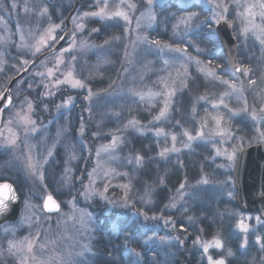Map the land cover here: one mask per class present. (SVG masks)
Here are the masks:
<instances>
[{"label":"rangeland","instance_id":"obj_1","mask_svg":"<svg viewBox=\"0 0 264 264\" xmlns=\"http://www.w3.org/2000/svg\"><path fill=\"white\" fill-rule=\"evenodd\" d=\"M219 2L153 0L149 5L147 0L80 1V7L70 19L75 36L71 35L61 49L69 51L61 53L60 50L40 62L25 79L17 83L12 94L16 101L2 115L0 179L8 177L16 182L23 209L16 224L0 228V264H22L25 256L28 257L26 264H38V261L44 264L87 262L92 255V242L100 232L99 225L113 214L118 219H125L131 205L136 206L135 202L142 213L137 215L132 212L131 217L147 222L144 210L152 204L153 190L145 187L136 191L130 204L125 193L111 192L110 189L115 168L123 165L132 166L135 171L143 168L145 160L137 163V156L144 158L147 155L154 162L166 163L185 154L200 152L199 149L209 152V159L205 162L210 166L211 173L205 175L201 166L198 178L185 182L182 189L178 187L167 207V216L176 214L184 199L187 200L199 190L221 192L223 198L233 199L236 203L232 176L238 155L244 147L264 142L259 137V133L264 132V119H261L264 113L260 112L264 107V43L261 42L264 33L259 29L252 30L251 16L238 15L245 12L247 5H258V0H224L228 5L225 20L230 22L238 41L239 63L251 71L245 75V68L242 67L241 72L237 73L227 66L220 67L217 61L214 67L210 66L205 58H213L214 54L222 51L215 31L218 25L215 14L222 11L216 7ZM44 3L42 0H0V94L6 90L11 72H21L29 62L55 46L66 32L68 17L58 19V10L74 9L76 0H53L52 7ZM129 3H134L136 7L129 9ZM13 4L16 7H12ZM101 8L108 13L126 11L131 23L121 17L108 19L84 15ZM52 10L57 11L58 15H53ZM259 11L258 6L253 9V12ZM193 12L198 15L187 20ZM149 14L154 15L155 19L149 21ZM255 23L264 26V19L257 15ZM108 24L121 28L123 32L124 39H119L120 42L116 40V45H113L115 50L111 45H104L105 36L100 35L101 25ZM55 25L60 27L52 33L57 37L53 43L45 34ZM77 25H82V28ZM245 27L250 29L247 33L243 31ZM160 29L166 36L169 34L171 42L154 45L151 37L156 36ZM42 36L48 43L41 45V52L33 55V45ZM165 44L171 47H164ZM177 47L184 51H175ZM110 53L119 54L121 70L106 88H92L86 81V75L93 68L85 66L80 71L79 64L96 57L103 66L109 63L107 54ZM144 53L148 54V58L158 59V69L151 58L149 62L152 66L133 75L135 71L132 68L138 57L145 56ZM25 60L27 64L23 63ZM49 69L52 70L50 76ZM213 70L215 76L209 75V71ZM69 72L71 79L81 81L84 87H73L71 83L56 84L57 80L65 81ZM193 77L211 82L218 91L205 99H195L193 117L187 127L171 119L170 107L174 96L185 91L187 86L184 84L187 85ZM250 79L255 80L256 84L250 85ZM225 80L234 83L237 90L222 82ZM89 89L93 94L90 100L87 99ZM170 92L174 94L169 96ZM225 92L229 95L224 96V104H220L219 100ZM141 96L144 98L141 99ZM25 97L33 103L31 112H28L26 105L22 106ZM66 101V106L57 107ZM165 101L169 102L167 115L155 121L154 117L164 107ZM245 107L247 111H243ZM200 108L206 110L201 116ZM253 111L257 114L255 120L252 118ZM18 112L21 115L27 113L35 121V131L26 132L25 129H31L33 125L22 123L16 116ZM213 117H222L219 125ZM108 119L115 122L112 132L107 131ZM130 121L137 123L131 124ZM157 129H163V134L157 135ZM186 131L195 139L189 141L184 135ZM201 132L203 135H198ZM173 135L176 136L175 147L179 151L161 156L160 152L165 147H172ZM13 136L16 138L15 146L8 145L7 141ZM114 136L118 138L115 146L105 151V146L112 144ZM185 144L189 147H184ZM29 155L37 165L35 174L27 167ZM229 156L233 158L229 159ZM204 180L208 182L203 183ZM48 195L58 199L62 206L56 215H48L43 210ZM149 228L144 224L142 233L149 232ZM172 228L169 219H162L160 225L145 235L143 242L149 247L166 246L173 239ZM237 229L243 248L247 246L250 236L259 237V242L257 238L256 242L262 244L264 220L259 215L245 214L239 210ZM10 241L19 249L16 255L8 252ZM29 242L33 244L31 253L27 251ZM215 242L202 244V248L209 245L207 253L210 250L220 251L223 245L218 248ZM33 256L36 259H32Z\"/></svg>","mask_w":264,"mask_h":264},{"label":"trees","instance_id":"obj_2","mask_svg":"<svg viewBox=\"0 0 264 264\" xmlns=\"http://www.w3.org/2000/svg\"><path fill=\"white\" fill-rule=\"evenodd\" d=\"M80 1L82 3L83 0ZM72 10H58V19L68 17ZM91 27L93 28L94 25L91 24ZM99 29L100 35L104 34L103 39L108 41L104 45L107 44V47L111 45L115 50L113 45H116V40L120 42L119 39L124 37L122 29L110 24L101 25ZM161 32L160 29L156 36L152 35L151 41L159 40L161 44L169 43L171 40L169 34L166 36V33ZM144 55L136 60L132 68L135 71L133 75L144 72L148 66H152L149 62L151 58L154 60V67L158 69V59L148 58V54L145 53ZM107 57L109 63L103 66L96 57H91L86 62L83 60L79 64L80 71L85 66L93 68L86 75V81L92 88H106L113 83L121 70L122 62L119 54L110 53ZM205 61L212 67L216 65V61L221 65L220 67H229L223 51L214 54L213 58L211 56L205 58ZM240 66L245 68L243 63ZM16 75L14 72L10 73L11 78ZM216 90L218 91V88L211 82L193 77L188 81L186 90L174 96L172 107H170L171 119L189 127L195 99L211 96ZM203 113H206V110L200 108L199 115ZM114 123L110 119L106 121L107 131L115 130ZM199 150L200 152L185 154L182 158L166 163L154 162L151 157L145 155L144 166L139 171L125 165L115 168V175L110 183L111 192L125 193L130 204L136 191L145 187L153 190L152 204L144 210L147 222L131 217L132 212L137 215L142 213L137 202H135L136 206L131 205L130 211L126 212L125 219H118L116 214L107 217L104 223L99 225L100 232L97 234V239L92 242L91 258L87 262L82 261L78 264H209V257L213 260L224 259L226 264H264V247H262L264 236L262 244H257V237L250 236L247 246L243 248L241 234L237 229L239 209L233 199L223 198L221 192L209 193L208 190L194 192L187 200L184 199L176 214L167 216V207L175 196V190L181 184L198 178L201 166L204 168L205 175L208 176L211 173L210 166L205 162L209 159V152L205 149ZM151 155L154 156L153 153ZM2 179L18 188L11 178ZM125 185L128 187L125 188ZM162 219L171 221L173 239L166 246L149 247L143 242L145 235L152 232L155 226L160 225ZM144 224L150 227L147 233H142ZM214 240L221 241L222 249L205 252L202 244ZM229 251L231 255H228Z\"/></svg>","mask_w":264,"mask_h":264},{"label":"water","instance_id":"obj_3","mask_svg":"<svg viewBox=\"0 0 264 264\" xmlns=\"http://www.w3.org/2000/svg\"><path fill=\"white\" fill-rule=\"evenodd\" d=\"M42 1L48 3L52 2V0ZM79 6L80 0H76L74 9L70 13L68 19H66L67 31L62 36L64 38L58 40L54 48L45 51L43 54L29 62L28 66L19 72L18 75L8 84L6 90L2 94V97H0V125L3 117L2 115L12 104L11 103L9 105L7 102V97L9 95L11 96L13 102V96L11 93L16 82L25 78L40 62L44 60L46 61L47 58L58 53L64 47L65 42H67V40L71 37L73 27L70 19H72ZM215 31L228 66L231 70L235 71L236 68H240L237 53L239 51V46L230 22L227 20L220 21L216 26ZM232 177L236 191V205L238 209L245 214H257L262 220H264V142L248 147L238 155ZM3 184H10V182H5ZM10 185L14 189L16 199L6 200L5 203L7 204V207L0 209V227L6 224L13 225L17 223L22 214L23 202L21 198H19L20 196L16 191V188H14V185ZM5 192H7L6 189H0V195ZM52 197L59 205V209L49 211L45 208L44 204L47 199L46 197L43 203V210L48 215H56L62 209L60 202L54 196Z\"/></svg>","mask_w":264,"mask_h":264},{"label":"snow or ice","instance_id":"obj_4","mask_svg":"<svg viewBox=\"0 0 264 264\" xmlns=\"http://www.w3.org/2000/svg\"><path fill=\"white\" fill-rule=\"evenodd\" d=\"M147 2H148L149 5H151L152 2H153V0H147ZM209 2H212V0H209ZM257 6L259 7L260 11L258 13L253 12V9L256 8ZM12 7H16V5L13 4ZM106 7H107V3H105V8ZM127 7L129 9H134L136 7V5L134 3H129V4H127ZM216 7L222 10L221 12H218V13L215 14L216 17H218L217 23H219L221 20H225L226 19V16L224 15V13H227V11H228V5L224 3V0H220V2L218 4H216ZM25 10L27 11V9H25ZM44 11L46 12L47 9H44ZM84 15L85 16H100L102 18L107 17L108 19H112L113 17H121L125 21H127L128 23H131L128 13L126 11H123V10H117V11L108 13V12H105V9L104 8H101L99 11L90 12V13H84ZM197 15L198 14L195 13V12L190 13L189 16L187 17V20H191L193 17H196ZM238 15L251 16L252 17V20L250 21V23H251L252 30L259 29L261 33H264V26H261V25H258V24L255 23V18H256L257 15H259L262 19H264V0H258V5L257 4L247 5L246 8H245V12L244 13H238ZM147 18L149 19V21H152V20L155 19V16L152 15V14H149ZM0 21H2V18H0ZM137 26H139V20H137ZM59 27H60V25H55L53 27H50L47 30V33L45 34L48 37V40L52 41L53 43H55L57 41V37L55 35H53L52 33L54 32V29L55 28H59ZM77 27L78 28H82V25H77ZM249 30L250 29L248 27H245V29L243 31H244V33H247ZM93 31H98V30L97 29H93ZM72 35L75 36V33H72ZM63 38L64 37L61 36L59 39H63ZM257 38L259 39L260 37H257ZM143 39L144 40H147V37H144ZM48 40H45L44 36H42L40 38V40L37 41L35 45H33V47L35 49V51L33 52V55H35L36 53L41 52V45L47 44L48 43ZM261 42L264 43V40H262ZM73 43H74V41H73ZM105 43H108V41H105ZM151 43L154 44V45H160L161 44V41H159V40H153V41H151ZM163 46L164 47H171L170 45H167V44H165ZM174 50L175 51H178V52L184 51V49H180L178 47L176 49H174ZM66 51H69V49H63V50H61V53L66 52ZM73 59H75V57H73ZM58 62H62V61H59L58 60ZM23 63L24 64H27L28 61L25 60V61H23ZM166 63H167V61H166ZM197 63L199 64V61H197ZM201 71H203V69H201ZM240 71H241L240 68H236L235 69V72H240ZM243 71H244V74L245 75H248V73L251 71V69L250 68H245V69H243ZM208 74L215 76L214 70L213 71H209ZM38 75L43 76L44 73H38ZM48 75L49 76L52 75V70L51 69L48 70ZM71 75H72L71 72H69L68 73V78H66L65 81H59V80H57L56 81V84L58 85L60 83H71L73 87H84V84L81 81H79V80H72L71 79ZM222 82L225 83V84H228L229 87L232 90H237L236 89V85L234 83H229V81H227V80L222 81ZM183 83L184 82L182 81V84ZM249 84L250 85H255L256 84V81L250 79L249 80ZM184 86H187V85L184 84ZM28 87L31 88L32 85L29 84ZM47 94L48 93H46V95ZM173 94H174V92L168 93L169 96H171ZM92 95L93 94H92L91 90L89 89V96L87 97V99L90 100L91 97H92ZM152 95H158V93L157 94H152ZM227 95H229V93H227V92H225V93L222 94V96H221V98L219 100V103L220 104H224L223 97L224 96H227ZM0 97H2V94H0ZM143 98L144 97L141 96V99H143ZM200 99H205V97H200ZM7 102H8L9 105L12 103V99H11V96L10 95L7 97ZM67 103H68V101H66L64 105H58L57 107L59 108V107H62V106H66ZM23 105H26L27 106L28 112H31L33 110V103L30 100H28L27 97H25V100L22 101V106ZM215 106L216 105H213V107H215ZM224 106L227 107L226 104ZM46 107H47V105H45V108ZM168 108H169V102L168 101H165L164 107L161 108L159 114L154 117V120L155 121H160L161 118H165L166 115H167ZM243 111H247V108L245 107L243 109ZM260 112L261 113H264V107H261ZM16 116L25 125H33V127L31 129L26 128L25 129L26 132L29 131V130L30 131H35L36 130L35 127H34L35 121L31 120L27 113H25L24 115H21L18 112L16 114ZM252 118L254 120L257 119V114H256L255 111L252 112ZM213 119L216 120L217 125H219L220 124V120L222 119V117H213ZM261 119H264V116H262ZM9 123H11V121H9ZM130 123L131 124H135L137 122L130 121ZM81 131H83V129H81ZM156 134L157 135L163 134V129H157ZM184 135L188 137V140L189 141L195 139V137L191 136L187 131L184 133ZM198 135H201L202 136L203 133L201 132ZM259 137L261 139H264V132H260L259 133ZM117 140H118V138L114 136L113 137V140H112V144L111 145H108V146H105L104 150L107 151L109 148L114 147L115 144H116V142H117ZM172 141H173L172 147L171 148L165 147L160 152V155L161 156L166 155L168 152L179 151V149L175 147V141H176V136L175 135L172 136ZM7 144L8 145L15 146V144H16V138H15V136H13V138L11 140L7 141ZM184 147H189V145L188 144H185ZM218 154H219V150H218ZM49 155H51V152H49ZM97 155H99V152L97 153ZM232 158H233L232 156H229V159H232ZM142 159H143L142 157L137 156L136 157L137 163H139ZM27 167H28V169H30L32 171L33 174H35L37 172V165L32 162V159H31V156L30 155L28 157ZM207 182H208L207 180H204L203 181V183H207ZM124 187L127 188L128 186L125 185ZM180 187L182 189L184 187V185L181 184ZM0 189H6L7 190V192H5L2 195H0V209H3V208H6L7 207V204L5 203L6 200H8V199L15 200L16 197L14 195V189L12 188V186L10 184H0ZM9 194H11V195H9ZM44 207L47 208L49 211L58 210L59 209V205L56 203V201L53 199V197L51 195H48L47 196V199L45 201ZM241 227H244V226L241 225ZM246 230L247 229L245 228V231ZM161 239H163V238H161ZM257 241L259 242V237L257 238ZM215 246L219 248V247H222V244H221V242L219 240H216ZM41 247H43V245H41ZM208 247H209V245H204V251L205 252L208 251ZM262 247H264V245H262ZM18 251H19V249H17L16 244H14L13 242L10 241L9 242L8 252L11 255H16ZM27 251L29 253H31L33 251V244H32V242H29L27 244ZM231 254H232L231 251H229L228 252V255H231ZM32 259H36V257L33 256ZM27 260H28V257L25 256L23 258L22 264H26V261ZM208 262H209V264H225L224 259H216V260H213L211 257L208 258ZM38 264H44V262L38 261Z\"/></svg>","mask_w":264,"mask_h":264},{"label":"flooded vegetation","instance_id":"obj_5","mask_svg":"<svg viewBox=\"0 0 264 264\" xmlns=\"http://www.w3.org/2000/svg\"><path fill=\"white\" fill-rule=\"evenodd\" d=\"M44 4H46V5H48V7H52L54 4H53V0H52V2H50V3H48V2H45ZM81 4V3H80ZM80 7V6H79ZM52 13H53V15H57V11H54V10H52L51 11ZM69 17V16H68ZM68 19V18H67ZM60 40V39H59ZM52 48H54V46H52L51 48H48V50H51ZM48 50H46V51H48ZM35 68V67H34ZM33 68V69H34ZM33 69H32V71H33ZM19 73V72H18ZM17 74V73H16ZM18 75V74H17ZM14 77H16V76H14ZM13 77V78H14ZM13 78H10L9 80H8V84L10 83V81L13 79ZM23 79H25V78H23ZM23 79H21V80H23ZM21 80H19L18 82H16V84L14 85V87L17 85V83H19ZM8 84H6L7 86H8ZM14 87H13V89H12V93H11V95L13 94V90H14ZM13 96V102L12 103H14L15 101H16V99H15V97H14V95H12ZM51 118V117H50ZM5 182H8V181H5V180H1L0 179V184H3V183H5ZM14 188H16V191L18 192V194L20 195V193H19V189L16 187V186H14ZM20 197H21V195H20Z\"/></svg>","mask_w":264,"mask_h":264}]
</instances>
